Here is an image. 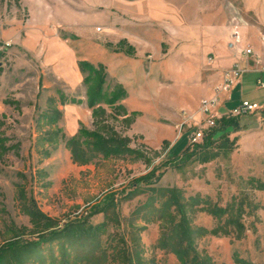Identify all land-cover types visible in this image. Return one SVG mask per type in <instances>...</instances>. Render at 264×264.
Returning a JSON list of instances; mask_svg holds the SVG:
<instances>
[{"label": "rangeland", "instance_id": "rangeland-1", "mask_svg": "<svg viewBox=\"0 0 264 264\" xmlns=\"http://www.w3.org/2000/svg\"><path fill=\"white\" fill-rule=\"evenodd\" d=\"M228 1L0 0V138L8 148L0 154V264H123V252L116 254L125 247L122 241L143 264H178L173 253L158 247L162 230L154 209L160 199L153 188L166 187L179 188L186 200L232 206L233 215L242 209L244 232L197 236L201 255L215 264H239L237 256L264 264L263 108L241 116L227 111L223 116L236 117L240 129H229L226 146L216 148L223 144L218 138L215 158L195 157L178 168L172 159L197 144L187 141L189 125L179 130L181 120H169L164 106L175 99L186 110L198 109L202 88L195 76L187 80L195 62L184 55L183 42L205 38L231 12ZM126 36L134 53L121 44ZM81 60L105 70L111 64L129 67L125 77L149 95L157 89L164 102L150 99L138 113L122 99L126 114L105 105V112L93 115ZM142 75L161 83L148 86ZM255 76H244L243 97L264 107V88L252 82ZM116 86L107 74L105 88ZM224 105L231 107L230 101ZM81 128L115 134L139 153L77 162L65 138ZM211 129L204 128V136ZM167 161L172 163L164 166ZM156 168L162 173L158 181L137 183ZM111 196L116 206L102 208ZM202 205L189 213L194 228L224 223L226 216L219 220ZM84 219V228L99 229L83 243L40 240ZM13 242L15 248H6Z\"/></svg>", "mask_w": 264, "mask_h": 264}, {"label": "trees", "instance_id": "trees-1", "mask_svg": "<svg viewBox=\"0 0 264 264\" xmlns=\"http://www.w3.org/2000/svg\"><path fill=\"white\" fill-rule=\"evenodd\" d=\"M121 44H126L125 41H121ZM130 52H133V47H129ZM78 66L80 71L83 74V83L86 86V102L87 106L92 109L93 115L99 113V111L105 112L104 106L109 107L117 106L121 110L126 109L119 102L127 96L126 90L123 86L118 85L112 91H108L105 88L107 73L104 67L99 66L97 68L92 63L88 61H79ZM75 101V100H73ZM229 129H240V122L236 117H226L222 116L221 118L216 119L215 126L212 127L209 133H207L201 144H197L194 150H191L190 146L186 147L180 156H175L172 160H175V166L179 168L182 167L186 162L192 158H197L201 162H208L212 158H215L216 151H214V145L218 138L222 139L223 144L217 146L216 148H221V146H226L228 138L226 137ZM66 139V146L72 153V156L75 161L80 163H88L94 157L101 155L104 158L123 156L126 153L138 154L136 150L130 148L127 144L128 141L123 138L117 137L115 134L104 135L99 131H92L87 128H81L77 134ZM5 139L0 138V154L8 150L4 145ZM172 162L167 161L164 163V166H168ZM156 169H152L149 173L141 176L137 183H155L158 181L162 173H158ZM154 192H157L160 205L154 209V214L158 221L161 222V238L158 241V247L173 253L177 260L178 264H215L212 259L207 255H201L196 247V238L197 236H202L205 234H231V232H236L238 236L244 232L245 227L241 222L240 215L242 209L239 208L237 215L230 214L232 206L220 207L218 205H212L209 201L202 200L200 198L191 201L186 200L183 197L182 191L177 188H159L154 189ZM111 196L108 199H105L102 208H106L111 204L112 207H115L114 199ZM157 199V198H154ZM151 203V202H150ZM202 211H207L214 217H217L219 220H222L226 216L224 223L216 227L215 229H206V228H194L191 224V218L189 216L190 211L194 212L195 207L199 206ZM40 216H43L37 211ZM84 220L72 221L68 223L65 228L58 231H53L51 235H48L47 238L45 235L40 237L41 241H52L57 240L60 237L70 238L72 241H78L83 243L87 241L88 237H94L97 234L99 227L95 228L89 226L87 229L84 228ZM233 227L234 231H231L230 227ZM59 237V238H58ZM124 242V248L122 251H117V256L121 257L123 252L122 259L123 264H143V260L140 258L138 253L135 255L132 253V249L127 246L126 241ZM18 243L13 242V244L5 245L6 248L13 249ZM90 244H95L93 241ZM5 248V249H6ZM4 249V248H2ZM3 250L0 251V253ZM115 256V260L119 262L120 259ZM236 261L239 264H252L249 261L236 257Z\"/></svg>", "mask_w": 264, "mask_h": 264}, {"label": "crops", "instance_id": "crops-1", "mask_svg": "<svg viewBox=\"0 0 264 264\" xmlns=\"http://www.w3.org/2000/svg\"><path fill=\"white\" fill-rule=\"evenodd\" d=\"M228 2L231 7V12L229 13V10H227V17L221 19L212 31H208L205 38L202 35L199 41L184 39L183 42L184 55L187 56L189 60L191 59L195 62L192 66L193 74L189 75L187 80L189 79L190 81V79L195 76L199 84H201L202 91L197 98L199 96H201V98L210 96L213 93L212 89H214V86L221 80L223 72L231 67L235 60L239 58L238 55L228 48L227 44L231 39L233 26L231 21L232 19L234 20V17L242 19L240 15L244 18L242 19L243 22L240 27V33L243 37L244 44L250 45L254 50L253 55L243 58L244 62L254 68V70L249 72L256 73V76L251 79L252 82H254L257 87H259L257 85V80L261 79L264 82V71H261V66H264V41L262 40V36H264V0H230ZM122 41L126 42L128 50L130 49L129 47H133L132 53H134L135 47L130 42V38L126 36ZM256 56L261 58V65L255 63ZM124 66L115 67L111 64L106 70L107 74H109L110 77H114L118 85L123 86L126 90L127 96L122 101L131 107L129 110L140 113L141 109L139 108L143 105L142 103L150 99L158 103L164 102V97L158 95L157 89L155 90V96H153V94L149 95V92L134 83L131 77H125L124 72L127 71V69L129 70V67L125 69ZM141 79H143V81L146 80L148 86H151L152 83H161L160 78L153 81L151 77L145 78L142 75ZM245 81L246 79L243 77L241 82L232 89L230 100L225 101L217 109L218 115L223 116L227 111H231L241 100L257 102L243 97L241 85ZM171 101L173 102L172 104H165L164 106L169 109L167 113L169 120L177 124L181 120L178 108L180 110L184 108H182L181 104H178L175 99ZM228 101H230L231 107L226 109L224 104ZM121 104L125 107L124 103Z\"/></svg>", "mask_w": 264, "mask_h": 264}, {"label": "built area", "instance_id": "built-area-1", "mask_svg": "<svg viewBox=\"0 0 264 264\" xmlns=\"http://www.w3.org/2000/svg\"><path fill=\"white\" fill-rule=\"evenodd\" d=\"M242 19L234 18V24L231 32V39L228 41V48L239 56L231 67L226 69L221 77V80L214 86L213 93L210 96L203 97L200 100L198 109L181 111V121L179 123V130L184 126L189 125L188 141L190 145L199 144L204 138V128L213 127L216 124L218 117L217 109L225 101L230 100V93L232 89L241 82L245 74L254 70L248 63L244 62V57L254 54V50L250 45H245L243 37L240 33ZM264 41V36H262ZM255 63L261 65V58L255 57ZM261 71H264V66H261ZM257 85L264 87V82L259 79ZM263 107L258 102L249 100H241L234 106L230 114L233 116H241L261 110Z\"/></svg>", "mask_w": 264, "mask_h": 264}]
</instances>
